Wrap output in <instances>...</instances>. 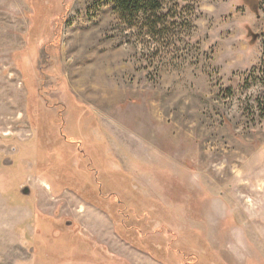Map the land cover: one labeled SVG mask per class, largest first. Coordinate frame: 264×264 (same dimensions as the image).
Segmentation results:
<instances>
[{
	"label": "rangeland",
	"instance_id": "374dc122",
	"mask_svg": "<svg viewBox=\"0 0 264 264\" xmlns=\"http://www.w3.org/2000/svg\"><path fill=\"white\" fill-rule=\"evenodd\" d=\"M178 4L0 0V264H264V0Z\"/></svg>",
	"mask_w": 264,
	"mask_h": 264
},
{
	"label": "trees",
	"instance_id": "16d2710c",
	"mask_svg": "<svg viewBox=\"0 0 264 264\" xmlns=\"http://www.w3.org/2000/svg\"><path fill=\"white\" fill-rule=\"evenodd\" d=\"M114 5V12L119 15L120 17L124 19H133L132 21H136V24L134 27L139 26V31L144 32L146 31L145 35L148 37V35H151V33H154L156 28L163 22V19L168 15V9L171 7H179L178 1L179 0H109ZM166 11L164 14H161L162 11ZM165 22V21H164ZM79 104V102H76ZM158 231V230H157ZM135 233L138 234V236L134 235L131 236V233L125 232L128 239H131L132 237V243L142 248V250L146 251L148 254H150L153 258L156 260H159L163 262V264H178L180 261V257L178 258V262L176 263L173 257H170V250H172L173 253H177L178 251L172 247V241L170 240L169 243H166L167 238H160L157 239V237L148 236L144 238V235L141 232V229L135 228ZM135 237V240H134ZM150 240L152 244L148 241ZM158 242V243H157ZM157 244H161L163 248H158L156 246ZM145 245V246H144ZM152 245V246H149ZM165 245V246H164ZM154 249V250H153ZM156 251H162L158 252L159 255L155 253ZM165 252L167 254H165ZM184 264H188L185 262Z\"/></svg>",
	"mask_w": 264,
	"mask_h": 264
},
{
	"label": "flooded vegetation",
	"instance_id": "af4514ba",
	"mask_svg": "<svg viewBox=\"0 0 264 264\" xmlns=\"http://www.w3.org/2000/svg\"><path fill=\"white\" fill-rule=\"evenodd\" d=\"M65 134L66 133H63L62 134V136H63V138H64V140H65V142L66 143H75V144H77V146L79 145V143L81 142V141H77L76 140V136H74L73 137V139L70 141V142H68L67 140H66V136H65ZM72 138V137H71ZM79 139V138H78ZM76 140V141H75ZM80 140V139H79ZM71 145V144H70ZM69 150H70V148H68ZM70 153V152H69ZM83 159H85L86 158V155H84L83 157H82ZM88 159H85L86 161H88V162H83L84 164H85V166H86V168H87V173H88V176L87 177H90V174H93V176H94V179H96L97 180V182H98V184H99V178L100 177H98V175H100L101 177H104V176H106V175H104V171H102V169H101V166H102V162L104 161V160H102L101 161V163H99V160H101V157L100 156H97L96 155V152H95V154H94V158L95 159H92V157L91 156H88L87 157ZM84 161V160H83ZM91 163L94 165V166H92L91 165ZM82 166V165H81ZM80 166V168H78V169H82V170H84L85 171V168H83V167H81ZM106 171H107V178H111V181H110V184H109V186L110 187H114L115 189H117L118 187H121V188H123V187H125L126 185L124 184L125 182H123L122 183V185H120V182L118 181V178L116 179L115 177H114V172L115 171H118V168H115V170L113 169V168H111V167H109V168H107L106 169ZM69 173H70V175H71V172L69 171ZM84 173V172H83ZM82 173V174H83ZM73 174V173H72ZM81 174V173H80ZM71 177V176H70ZM106 178V179H107ZM71 179V178H70ZM73 179V178H72ZM85 178L83 177V180H84ZM100 180H101V178H100ZM71 181V180H70ZM81 181H82V179H81ZM83 182H85V181H83ZM99 185H101V183L99 184ZM79 187L77 186V189H78ZM115 191V190H114ZM83 193V196H86V195H89V191H84V192H82ZM112 192H110L109 194H107L109 197H110V199H111V197H114L112 194H111ZM111 194V195H110Z\"/></svg>",
	"mask_w": 264,
	"mask_h": 264
},
{
	"label": "crops",
	"instance_id": "0c3cea01",
	"mask_svg": "<svg viewBox=\"0 0 264 264\" xmlns=\"http://www.w3.org/2000/svg\"><path fill=\"white\" fill-rule=\"evenodd\" d=\"M142 253L145 254V257H146V258H144V259H145V261H147L146 263L149 264V262H150V260H151L150 256H149L146 252H143V251H142ZM146 255H147V256H146ZM140 259H141V258H140ZM148 261H149V262H148ZM152 261H153V262L160 263V262L156 261V260L153 259V258H152ZM160 264H162V263H160Z\"/></svg>",
	"mask_w": 264,
	"mask_h": 264
},
{
	"label": "water",
	"instance_id": "95a60500",
	"mask_svg": "<svg viewBox=\"0 0 264 264\" xmlns=\"http://www.w3.org/2000/svg\"><path fill=\"white\" fill-rule=\"evenodd\" d=\"M21 192H22L23 194H27V193H28V189H27L26 187H24V188L21 190Z\"/></svg>",
	"mask_w": 264,
	"mask_h": 264
}]
</instances>
